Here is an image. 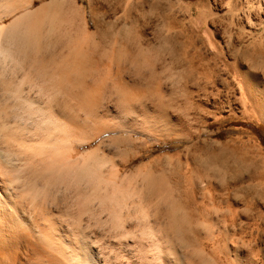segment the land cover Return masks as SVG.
I'll list each match as a JSON object with an SVG mask.
<instances>
[{"label": "bare ground", "instance_id": "6f19581e", "mask_svg": "<svg viewBox=\"0 0 264 264\" xmlns=\"http://www.w3.org/2000/svg\"><path fill=\"white\" fill-rule=\"evenodd\" d=\"M34 1L0 0V264H264V214L248 199L263 179L245 143L200 145L204 78L170 1L149 20V0H123L125 20L99 10L94 30L75 0ZM168 138L188 145L121 171Z\"/></svg>", "mask_w": 264, "mask_h": 264}, {"label": "rangeland", "instance_id": "374dc122", "mask_svg": "<svg viewBox=\"0 0 264 264\" xmlns=\"http://www.w3.org/2000/svg\"><path fill=\"white\" fill-rule=\"evenodd\" d=\"M44 1L47 0H35L33 6L37 7ZM75 1L82 7L84 19L88 23L90 30H94L91 21L93 12L100 10L104 12L106 19L109 20L110 14H112L114 10L117 11V18L120 17V20L124 19V17L126 18V14H124V6H126L124 4L126 3H124L123 0H121L123 2H119L120 0ZM137 1L140 2L141 5L143 0ZM149 1L150 4L148 5L150 6L146 8V10L151 11L148 15L149 20L161 19V16L164 14V6L162 5L159 7L156 4L157 0ZM168 1H170L168 8L169 15L171 18L173 17L172 19L170 18V20H172V22H170L171 28L173 27L171 31L182 33L184 37L182 40L180 39V41L186 40L187 37L189 40L191 36H194L192 37L193 41L189 42L190 45L188 48L191 54L195 55L194 63L198 68V75L204 78L198 80V84H200L202 88L200 90H203L202 92L204 94L207 93L208 96L210 95V98L207 97V95L206 98L202 95L200 100L201 106L203 105L201 108L204 110L203 113L201 109L202 119L200 120L204 123L201 125V132L205 130L204 128H207V133L203 131L201 134L200 139L202 140H200V145L206 144V142L207 145L214 144L213 146H216L217 142L227 143L239 141L245 143L254 157L256 162H254V164L258 167L256 168L254 164H251L255 167L256 171H259L257 172L259 176L257 181L263 179L262 181L264 184V119L261 118V115L256 112L257 110L252 107V104H250L251 102L246 103L247 109L245 104V101H250L249 89L246 91L245 88L247 85H250L249 87H251L252 90L254 86H258L264 92V0ZM12 18L13 15L9 16L6 22H9ZM133 45L134 44H132V46L130 45V47L128 46V49H135L136 46L134 45L133 48ZM158 51L161 53V58L159 57L160 59L157 64L160 65L158 67L161 73L160 79L166 86H169L171 83H169V81H163L162 72L165 71L168 73L169 76H167V78V73L165 75L163 72L166 80H170V76H173L171 75L172 72L169 71L170 69L167 68L168 64H171V57L165 50ZM124 58H122L123 62L122 60L120 61L123 64L119 62L121 65L120 67L124 66V69L128 70L123 71L121 68L122 73H125H123V76L126 75L124 78L127 77V80L129 79L131 82L133 80L138 81L139 74H135L137 72H134L135 66L132 65L133 63H130L131 58ZM167 60H169V62ZM115 63L116 62H114V64L110 62L109 64L110 68L111 66H115V68H112L113 70L111 69L113 72L114 70L116 72L117 69L119 70L120 68L119 64L117 63V66ZM161 63H163L164 66ZM161 67L165 69L163 70ZM207 75L212 76V78L206 80L205 77ZM173 77L172 80L175 79L174 81H176L177 75ZM174 81H172V84ZM180 82L184 83V80H180ZM164 84L163 86L165 87ZM190 84L192 86L194 83L190 82ZM195 87L196 85H194L192 89H195ZM168 88H170V86ZM263 92L262 96H260L262 100H264ZM194 97L197 98V95ZM206 135L208 139L204 140V138L207 137ZM167 142L169 143L167 144ZM167 142L162 141L161 143L153 144L150 149H146L145 147L142 153L148 150L146 155L139 159L134 158L126 165H121V171L123 173L129 172L135 166L148 162L160 155H176L181 152L180 149H184V147L188 145L187 143L184 144V142H179V140L175 138H168ZM228 144L232 145V143ZM93 145H95V143H93ZM89 147H91L89 144H85L83 148ZM83 148L81 147L80 150L82 151ZM250 163L249 161L246 162V164ZM257 181L255 183L253 182V186ZM261 188L263 193H253L252 195L254 196L251 195V197H248L249 201L252 202H250V205L254 204L250 206V209L252 208L251 212L254 211V214L251 213L254 218L255 216L257 217L259 211H262L264 214V186Z\"/></svg>", "mask_w": 264, "mask_h": 264}, {"label": "snow or ice", "instance_id": "6c2138e0", "mask_svg": "<svg viewBox=\"0 0 264 264\" xmlns=\"http://www.w3.org/2000/svg\"><path fill=\"white\" fill-rule=\"evenodd\" d=\"M62 102H59V103H57V104H55V105H53V112L55 113V108L57 107V106H59L60 104H61ZM63 104V103H62ZM64 105V104H63ZM65 107V106H64ZM69 110V109H68ZM158 242H159V245H160V241H159V239H158Z\"/></svg>", "mask_w": 264, "mask_h": 264}]
</instances>
